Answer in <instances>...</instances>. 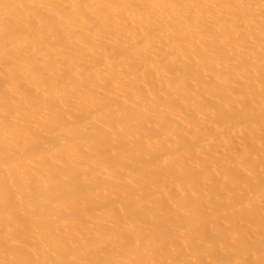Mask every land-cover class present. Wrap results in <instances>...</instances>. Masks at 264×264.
Returning <instances> with one entry per match:
<instances>
[{"label":"bare ground","instance_id":"6f19581e","mask_svg":"<svg viewBox=\"0 0 264 264\" xmlns=\"http://www.w3.org/2000/svg\"><path fill=\"white\" fill-rule=\"evenodd\" d=\"M0 264H264V0H0Z\"/></svg>","mask_w":264,"mask_h":264}]
</instances>
